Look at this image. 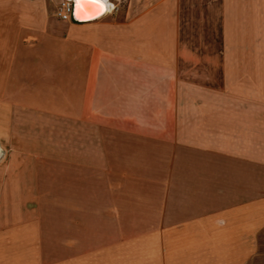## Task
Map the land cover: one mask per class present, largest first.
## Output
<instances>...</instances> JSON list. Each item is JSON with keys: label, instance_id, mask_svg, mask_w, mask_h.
<instances>
[{"label": "crops", "instance_id": "obj_1", "mask_svg": "<svg viewBox=\"0 0 264 264\" xmlns=\"http://www.w3.org/2000/svg\"><path fill=\"white\" fill-rule=\"evenodd\" d=\"M106 1L77 22L0 0V102L72 119L54 188L0 163V264H244L264 227V0Z\"/></svg>", "mask_w": 264, "mask_h": 264}, {"label": "rangeland", "instance_id": "obj_2", "mask_svg": "<svg viewBox=\"0 0 264 264\" xmlns=\"http://www.w3.org/2000/svg\"><path fill=\"white\" fill-rule=\"evenodd\" d=\"M124 5L120 4L119 9L122 10ZM6 72L0 69V94L9 91L7 85L3 84ZM11 87L15 89L16 86ZM28 113L27 110L20 108L9 111L0 102V144L5 147L1 148L0 163L8 157L14 158L17 163L10 166V172L31 177L38 174L39 178L35 183L43 190H49L56 186L54 172L59 166L54 164L55 160L71 158V148H67L66 144H70L71 141L72 119L30 116ZM11 145L15 147L8 148ZM37 158H45L50 162L33 163V160H38ZM8 171V165L0 164L1 173ZM251 241L253 240H250L249 245L240 247L248 258L244 264H264V255L258 254L260 250H264V227L257 231L254 244H251Z\"/></svg>", "mask_w": 264, "mask_h": 264}, {"label": "bare ground", "instance_id": "obj_3", "mask_svg": "<svg viewBox=\"0 0 264 264\" xmlns=\"http://www.w3.org/2000/svg\"><path fill=\"white\" fill-rule=\"evenodd\" d=\"M79 1H83L84 2V6L82 9V12L80 14L76 13L77 17H80L79 19L81 20H90V19H94L96 17H99L100 15H102L105 11L109 12L113 6L110 4V2L108 1H102L100 0V6H99V10H97V6L94 5H86L85 4V0H76L77 4Z\"/></svg>", "mask_w": 264, "mask_h": 264}, {"label": "built area", "instance_id": "obj_4", "mask_svg": "<svg viewBox=\"0 0 264 264\" xmlns=\"http://www.w3.org/2000/svg\"><path fill=\"white\" fill-rule=\"evenodd\" d=\"M72 13H73L72 2L68 0H62L57 11L58 17H60L62 20H71Z\"/></svg>", "mask_w": 264, "mask_h": 264}, {"label": "water", "instance_id": "obj_5", "mask_svg": "<svg viewBox=\"0 0 264 264\" xmlns=\"http://www.w3.org/2000/svg\"><path fill=\"white\" fill-rule=\"evenodd\" d=\"M68 1L72 2V5H73L72 18H73L74 21H77V22L89 21V20H81V19H79L80 17L76 16V13L80 14L82 12L81 7L83 8V6H84L83 5L84 4L83 1H79L78 4H77L76 0H68ZM102 1H105V0H102ZM102 15H100L99 17H101ZM99 17H96V18H99ZM96 18H94V19H96ZM90 20H93V19H90Z\"/></svg>", "mask_w": 264, "mask_h": 264}, {"label": "snow or ice", "instance_id": "obj_6", "mask_svg": "<svg viewBox=\"0 0 264 264\" xmlns=\"http://www.w3.org/2000/svg\"><path fill=\"white\" fill-rule=\"evenodd\" d=\"M85 4L97 6V10H99L100 0H85Z\"/></svg>", "mask_w": 264, "mask_h": 264}, {"label": "trees", "instance_id": "obj_7", "mask_svg": "<svg viewBox=\"0 0 264 264\" xmlns=\"http://www.w3.org/2000/svg\"><path fill=\"white\" fill-rule=\"evenodd\" d=\"M259 244H261V243L259 242ZM258 254L259 255H264V250H260Z\"/></svg>", "mask_w": 264, "mask_h": 264}]
</instances>
